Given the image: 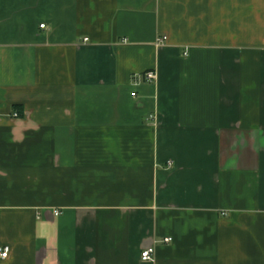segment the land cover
Masks as SVG:
<instances>
[{
  "label": "crops",
  "instance_id": "1",
  "mask_svg": "<svg viewBox=\"0 0 264 264\" xmlns=\"http://www.w3.org/2000/svg\"><path fill=\"white\" fill-rule=\"evenodd\" d=\"M3 246L264 264V0H0Z\"/></svg>",
  "mask_w": 264,
  "mask_h": 264
},
{
  "label": "built area",
  "instance_id": "2",
  "mask_svg": "<svg viewBox=\"0 0 264 264\" xmlns=\"http://www.w3.org/2000/svg\"><path fill=\"white\" fill-rule=\"evenodd\" d=\"M45 25H41V27H44ZM166 39V37H164ZM144 77L147 81H154L157 78L156 72L155 71H148L144 74ZM15 116H18V113H15ZM172 164V161H170L169 165ZM56 215H59L60 212L56 211ZM172 238L168 237L164 239V242L168 243L171 242ZM10 252V247L9 246H3L0 247V258L5 259L8 257ZM154 254H155V249L154 247H148L142 251V259L145 261H151L154 259Z\"/></svg>",
  "mask_w": 264,
  "mask_h": 264
}]
</instances>
